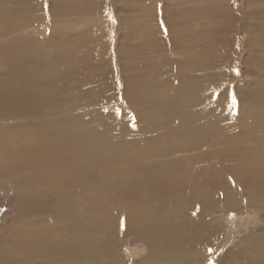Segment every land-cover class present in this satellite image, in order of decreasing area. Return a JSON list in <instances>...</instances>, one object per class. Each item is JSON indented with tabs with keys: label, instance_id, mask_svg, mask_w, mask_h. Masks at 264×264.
<instances>
[{
	"label": "bare ground",
	"instance_id": "obj_1",
	"mask_svg": "<svg viewBox=\"0 0 264 264\" xmlns=\"http://www.w3.org/2000/svg\"><path fill=\"white\" fill-rule=\"evenodd\" d=\"M160 1L0 0V264H264V0Z\"/></svg>",
	"mask_w": 264,
	"mask_h": 264
},
{
	"label": "rangeland",
	"instance_id": "obj_2",
	"mask_svg": "<svg viewBox=\"0 0 264 264\" xmlns=\"http://www.w3.org/2000/svg\"><path fill=\"white\" fill-rule=\"evenodd\" d=\"M4 1V0H3ZM87 1V0H86ZM88 1H90V0H88ZM104 1V4H105V7L107 8L108 6H109V11L111 12V14L114 16V18L113 19H115V21H116V23H114V25L113 26H115L114 28H115V30H114V34H113V37H112V40H113V42H115V46L113 47V51H114V53L116 54V49H117V46H118V36L120 35V25H119V23H117V18H116V12H115V7H117V5L118 4H120L121 5V3H122V0H120L121 1V3H117L116 4V2H118L119 0H103ZM116 1V2H115ZM164 0H161L160 1V5H161V3L163 2ZM228 1V0H227ZM238 0H231V2L232 3H234V2H237ZM262 1V0H261ZM74 2V1H73ZM73 2H71V3H73ZM257 2H259V0L257 1ZM114 3V4H113ZM261 2H259V4H260ZM162 6V5H161ZM237 7V6H236ZM113 9V10H112ZM169 10H173L174 9V7L173 6H170L169 8H168ZM122 10V9H121ZM244 10H247V8H246V6L245 7H240V11L238 10V8H237V12L239 13V16H238V14L236 13V12H233L235 15H236V17L235 16H233V19H237V17H239L240 19H239V21H241V20H244V14H245V11ZM115 12V13H114ZM244 13V14H243ZM120 14H123V13H120ZM119 31V32H118ZM118 32V33H117ZM261 33V32H260ZM242 38H243V33L241 32V30H238L237 31V34H236V37H235V39H240V40H237L238 42H237V44L236 45H239V46H237V50H238V53H239V56L241 57V59L244 61L249 55L248 54H246V50H245V47L243 46V43H242ZM244 47V48H243ZM259 48H263V47H259ZM241 52V53H240ZM114 54V55H115ZM242 55V56H241ZM244 65V66H243ZM243 65H240V66H237V68H236V73L238 72V73H240V76L238 77V79L240 80V77L242 78L239 82H237V83H239V84H241V85H239V87H243V84L246 82V80H244V82H243V79L245 78V73H244V71L246 70L245 69V67H246V64H244L243 63ZM242 67V68H241ZM238 69V70H237ZM243 71V72H242ZM243 73V74H242ZM242 75V76H241ZM116 78L118 79V80H120V76L118 75V73H117V75H116ZM248 79H250V78H248ZM231 84V83H230ZM235 84V83H234ZM8 195H10V194H7V193H4V194H0V239H1V233H2V230H1V227H2V224H4V220H5V218H6V221H10V219H11V212H10V210L12 209V210H14L13 209V206H12V203H13V201L11 200V198H10V196H8ZM225 214H227L226 216H223V217H220L221 218V220H222V222L224 221V219H227V217L228 218H230L231 219V217L233 216V214L235 215V217L236 216H240V217H242L243 219H244V221H240L239 222V220H237V222L236 223H238V225H240V227H239V229H238V226H236V228L234 227V226H232L231 228L229 227V229L232 231V234H231V237L233 238L232 239V243L234 244V242H237V240L239 241V238H240V236L241 235H244V232H242V229H244L245 227H247V225H245V223L249 220V217H252V216H254L255 215V212H254V210L253 209H251V210H240V211H237V212H232L231 210L230 211H228V212H225ZM10 215V216H9ZM248 215H250L249 217H248ZM9 216V217H8ZM238 216V217H239ZM8 217V218H7ZM250 223V222H249ZM248 223V224H249ZM247 224V223H246ZM255 224V223H254ZM242 226V227H241ZM240 228H242V229H240ZM226 230V229H225ZM239 235V236H238ZM120 241H119V244H118V242L115 240V248H114V250L112 251L113 253L114 252H116L117 254H120V256H121V254L122 255H125L126 254V249H128V250H131L133 247H137V248H140L141 246L140 245H135L134 243H132L131 242V235H130V231L128 232V233H125V235L124 236H120ZM237 238V239H236ZM219 247H221V246H219ZM229 247H231V244H229ZM221 250L222 249H219V251L218 252H220L221 253ZM219 253V254H220ZM234 254V253H233ZM233 254H228V255H232L233 256ZM235 256L236 257H240V254H238V253H236L235 254ZM203 259L205 258L204 256L202 257ZM220 258V257H219ZM218 258V259H219ZM232 258H234V256L232 257ZM131 260H133V261H131ZM120 264H143V263H140V257L138 256L136 259H133V258H130V259H128V258H123L122 259V257H121V259H120ZM171 262H173L174 263V260H173V258L171 259V261H169V263L168 264H170ZM32 264H34V263H32Z\"/></svg>",
	"mask_w": 264,
	"mask_h": 264
},
{
	"label": "snow or ice",
	"instance_id": "obj_3",
	"mask_svg": "<svg viewBox=\"0 0 264 264\" xmlns=\"http://www.w3.org/2000/svg\"><path fill=\"white\" fill-rule=\"evenodd\" d=\"M235 97H232V103H233V105H235Z\"/></svg>",
	"mask_w": 264,
	"mask_h": 264
}]
</instances>
